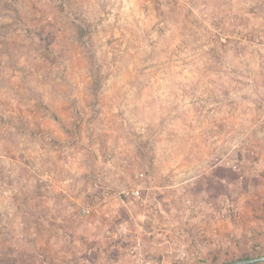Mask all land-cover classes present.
I'll return each instance as SVG.
<instances>
[{"label": "rangeland", "instance_id": "1", "mask_svg": "<svg viewBox=\"0 0 264 264\" xmlns=\"http://www.w3.org/2000/svg\"><path fill=\"white\" fill-rule=\"evenodd\" d=\"M261 255L264 0H0V264Z\"/></svg>", "mask_w": 264, "mask_h": 264}, {"label": "water", "instance_id": "2", "mask_svg": "<svg viewBox=\"0 0 264 264\" xmlns=\"http://www.w3.org/2000/svg\"><path fill=\"white\" fill-rule=\"evenodd\" d=\"M258 261H264V255L254 258H242L238 260L227 261L222 264H252Z\"/></svg>", "mask_w": 264, "mask_h": 264}, {"label": "built area", "instance_id": "3", "mask_svg": "<svg viewBox=\"0 0 264 264\" xmlns=\"http://www.w3.org/2000/svg\"><path fill=\"white\" fill-rule=\"evenodd\" d=\"M132 194L138 196L140 194V190L139 189H133L132 191ZM83 212H88V208L87 207H83Z\"/></svg>", "mask_w": 264, "mask_h": 264}, {"label": "trees", "instance_id": "4", "mask_svg": "<svg viewBox=\"0 0 264 264\" xmlns=\"http://www.w3.org/2000/svg\"><path fill=\"white\" fill-rule=\"evenodd\" d=\"M262 262H264V261H258V262H255L254 264H260V263H262Z\"/></svg>", "mask_w": 264, "mask_h": 264}, {"label": "crops", "instance_id": "5", "mask_svg": "<svg viewBox=\"0 0 264 264\" xmlns=\"http://www.w3.org/2000/svg\"><path fill=\"white\" fill-rule=\"evenodd\" d=\"M254 264V263H253Z\"/></svg>", "mask_w": 264, "mask_h": 264}]
</instances>
